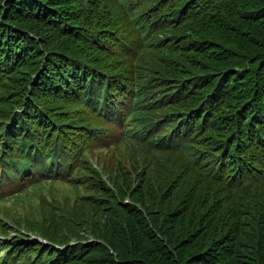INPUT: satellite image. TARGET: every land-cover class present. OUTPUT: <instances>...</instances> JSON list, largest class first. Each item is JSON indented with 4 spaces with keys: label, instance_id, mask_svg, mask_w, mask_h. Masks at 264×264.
I'll use <instances>...</instances> for the list:
<instances>
[{
    "label": "trees",
    "instance_id": "16d2710c",
    "mask_svg": "<svg viewBox=\"0 0 264 264\" xmlns=\"http://www.w3.org/2000/svg\"><path fill=\"white\" fill-rule=\"evenodd\" d=\"M95 1L91 10L85 0H0V50L9 49L4 66L0 52V199L49 177L92 175L97 186L92 197L78 195L76 185V203L64 205L54 198V208L44 205L45 213H39L41 221L23 222L58 242L81 231L100 240L76 256V249L63 253L61 264H264L261 176L230 196L220 194L225 201L204 211L197 206L205 183L200 170L181 167L171 152L172 174L169 166H159L156 174L140 173L137 160L135 173L126 174L104 162L112 179L118 176L110 184L89 159V154L114 158L128 116L131 124L172 110L175 150L188 139H201L210 145L213 161L222 158L227 172L244 175L248 160L264 169V0H170L178 18L176 27L167 26L168 62L155 61L166 69V82L151 106L145 105L141 90H134L135 55L113 39L103 46L92 43L93 28L104 21L100 3L107 1L117 18V0ZM71 56L103 67L107 75L96 71L82 78L69 64ZM201 73L208 76L203 83L182 86L183 79ZM85 87L110 93L120 104L132 101L134 109L123 114L126 107L121 108L119 121L108 114L103 118L108 129L99 128V119L87 113ZM246 110L254 116L250 124L248 115L239 118ZM101 148L104 153L97 152ZM146 161H154V155ZM128 198L131 203L124 202ZM1 248L9 249L7 264L23 259L34 264L45 251L37 245L28 249L18 238Z\"/></svg>",
    "mask_w": 264,
    "mask_h": 264
},
{
    "label": "rangeland",
    "instance_id": "374dc122",
    "mask_svg": "<svg viewBox=\"0 0 264 264\" xmlns=\"http://www.w3.org/2000/svg\"><path fill=\"white\" fill-rule=\"evenodd\" d=\"M99 159L101 160L102 158H99ZM40 194H41V190L36 189L35 187H32L28 191L23 192V194L20 193L19 196H21L22 199H20L19 203H25V204L22 207H20V206L19 207H13L12 210L10 211L11 217L15 218L20 213L19 211H26L27 209H31V205L38 204V202L40 200V198H38V196ZM29 199H31L32 202L27 203L26 201ZM3 206L5 207V211H9L10 204H3Z\"/></svg>",
    "mask_w": 264,
    "mask_h": 264
}]
</instances>
